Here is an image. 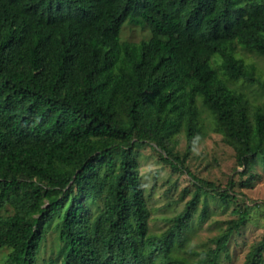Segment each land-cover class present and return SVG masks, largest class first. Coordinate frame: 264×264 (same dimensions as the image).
Masks as SVG:
<instances>
[{"label": "trees", "instance_id": "1", "mask_svg": "<svg viewBox=\"0 0 264 264\" xmlns=\"http://www.w3.org/2000/svg\"><path fill=\"white\" fill-rule=\"evenodd\" d=\"M126 22L149 37L122 40ZM246 53L264 56V0H0L5 264H219L251 208L234 174L221 188L187 160L210 130L231 148L242 185L264 168V65ZM143 146L193 185L159 231L141 180ZM212 197L232 217L194 259L185 231L212 214ZM54 217L62 244L47 246ZM242 264H264V236Z\"/></svg>", "mask_w": 264, "mask_h": 264}, {"label": "rangeland", "instance_id": "2", "mask_svg": "<svg viewBox=\"0 0 264 264\" xmlns=\"http://www.w3.org/2000/svg\"><path fill=\"white\" fill-rule=\"evenodd\" d=\"M149 34V29L146 26L126 22L121 28L120 37L122 40L136 42L148 38ZM246 55L258 66L264 65L263 55L253 53H246ZM179 139L180 143L177 144L175 150L178 153H183L185 140L181 136ZM138 157L145 196L152 208V215L156 217L151 221L152 228L159 231L167 225V222L160 217L162 215H172L182 208L184 202L178 200L177 194L179 191L185 186L192 189L193 185L188 181L187 174L172 173L167 166L157 162L158 157L151 147H141L140 156ZM187 166L198 176L214 181L221 188L226 187L227 180L234 174L233 190L240 203L249 204L251 218L238 232H233L227 245L229 254L226 255L222 251L219 264H242L250 244L264 236V168L262 164L256 165L255 174L250 183L242 185L241 181L245 179V176H241L236 172L234 167L236 166L237 170H240V167L235 162L231 148L221 142L219 134L207 130L188 158ZM156 174L158 177L155 180L156 185L154 187V175ZM175 181L176 185L173 188H168L167 182L173 183ZM152 187L155 190H152ZM212 198V204L209 205L212 214L209 213L210 216H206L202 220L191 222L190 227L185 231L188 234V239H190L188 246L196 251V254L192 257L194 259H199L202 251L212 247L211 239L225 229L227 219L232 217V206L224 208L218 197ZM3 212V210H0V213ZM56 220L57 218L54 217L47 224L45 239L47 246L50 242L62 244L57 237ZM59 250L60 247L54 249V253L57 254ZM7 252V247L0 248V264L6 263ZM48 256L49 252H44V257L48 258Z\"/></svg>", "mask_w": 264, "mask_h": 264}]
</instances>
